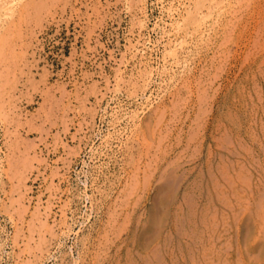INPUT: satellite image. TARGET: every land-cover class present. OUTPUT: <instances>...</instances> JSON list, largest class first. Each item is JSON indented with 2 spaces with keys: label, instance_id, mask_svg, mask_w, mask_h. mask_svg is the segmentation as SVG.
I'll return each instance as SVG.
<instances>
[{
  "label": "rangeland",
  "instance_id": "obj_1",
  "mask_svg": "<svg viewBox=\"0 0 264 264\" xmlns=\"http://www.w3.org/2000/svg\"><path fill=\"white\" fill-rule=\"evenodd\" d=\"M42 1L10 4L23 11L8 38L17 60L0 66V264H171L172 248L175 264H264V0ZM195 3L200 26L176 35ZM161 101L179 112H165L143 154L132 133ZM160 152L168 159L124 204L128 175L142 181Z\"/></svg>",
  "mask_w": 264,
  "mask_h": 264
},
{
  "label": "bare ground",
  "instance_id": "obj_2",
  "mask_svg": "<svg viewBox=\"0 0 264 264\" xmlns=\"http://www.w3.org/2000/svg\"><path fill=\"white\" fill-rule=\"evenodd\" d=\"M10 1V2H9ZM9 1H7V0H0V18H2L1 16H4L1 20H4V23L2 24V25H0V28L2 29V30H0V66H1V64L2 63H5L6 61H4L6 58H8V60H9V62H10V58L12 59V61H14L15 62V59L17 58L15 55H17V54H13L9 49L11 48V44H13L14 43V41H13V43H10V40L8 39L11 35H12V33H13V31L14 30H12L13 28H15L16 27V24H17V22H16V24L14 23V18L16 17L17 19H18V17H21V15H22V13H23V11H17V8L15 7V8H13V7H11L10 8V4L13 2V0H9ZM30 1H32V0H30ZM30 1H26L25 0V2H28V3H26L27 5H25L26 7L27 6H29L30 4H33L32 2H30ZM36 2H37V0H35ZM39 1H42V0H38V2ZM53 1H55V0H53ZM205 2H206V0H204ZM213 1V0H212ZM211 1V2H212ZM215 1V0H214ZM9 4H8V3ZM48 2V1H47ZM24 3V2H23ZM215 3V2H214ZM248 2H246V4H247ZM9 5V6H7V5ZM37 4H38V6H39V3H34L32 6H36L37 7ZM44 4V5H43ZM49 4V3H48ZM231 4V3H230ZM239 4V3H238ZM4 5H6L7 7H5V11H4V14H2L3 13V10H2V8H3V6ZM13 5V4H12ZM19 5H21V4H19ZM47 5V4H46ZM195 5H197L196 3H195ZM241 5V4H240ZM22 6V5H21ZM44 6H45V2H43L42 1V7L41 8H44ZM213 6V5H212ZM218 6V5H217ZM223 6V5H222ZM239 6V5H238ZM25 7V8H26ZM51 7V6H50ZM201 5H197V6H195L194 7V10H193V12H191V13H187L188 14V16H187V19H186V21L185 22H182V24L181 25H179L178 24V26L177 27H175L176 29H178V30H176V31H178V32H176V35L177 34H180V33H182L183 35H187L190 31H188V30H193L194 28H196V26L198 25V26H200L199 25V23H200V21H202L201 19H202V17H203V15L202 16H200V13H201V11H200V9H201ZM13 8V9H12ZM21 9H22V7H20ZM29 8V10H30V7H28ZM28 8H27V10H28ZM39 8H40V6H39ZM40 8V9H41ZM241 8H243V7H241ZM38 10L37 9V13H38V11H41V10ZM45 9V8H44ZM218 9V8H217ZM28 10V11H29ZM33 11H35L36 12V10H34V9H32ZM46 10V9H45ZM225 10V9H224ZM28 11H25L26 13H27V16H28ZM227 11V10H226ZM235 11V10H234ZM20 12V13H19ZM45 12V11H44ZM188 12H190V11H188ZM199 12V13H198ZM222 12V11H221ZM225 12V11H224ZM26 13H24L23 15H25ZM36 13V14H37ZM223 13V12H222ZM228 13V12H227ZM234 13V12H233ZM34 14V13H33ZM45 14V13H44ZM202 14V13H201ZM39 15H41L40 13H39ZM38 15V16H39ZM227 15V14H226ZM231 15V14H230ZM26 16V15H25ZM25 16H22V17H25ZM27 16H26V18H27ZM34 16H35V14H34ZM37 16V15H36ZM222 16V15H221ZM236 16V15H235ZM33 17V16H32ZM32 17H29L30 19L32 18ZM40 17V16H39ZM234 17V16H233ZM35 18V17H34ZM16 19V20H17ZM20 19H23V18H20ZM37 20V19H36ZM41 20V19H40ZM232 20V19H231ZM17 21H19V20H17ZM22 21V20H21ZM35 21V20H34ZM183 21V20H182ZM236 21V20H235ZM243 21V20H242ZM36 22V21H35ZM215 22V21H214ZM30 23V22H29ZM28 23V24H29ZM19 24V23H18ZM214 24V23H213ZM232 24V23H231ZM236 25V24H235ZM243 25V24H242ZM204 26V25H203ZM19 27L21 28V26L19 25ZM29 27V26H28ZM17 28V27H16ZM16 28H15V30H16ZM199 29H200V27H198ZM211 28H213V27H211ZM217 28V27H216ZM225 28V27H224ZM25 29H26V26H25ZM232 29V28H231ZM21 30V29H20ZM209 30V29H208ZM234 31V30H233ZM20 32H22V31H20ZM28 32V31H27ZM172 32V31H171ZM223 32H225V31H223ZM14 34L16 35V31H14ZM206 34V33H205ZM18 35V34H17ZM21 35H23V34H21ZM29 35V34H28ZM14 37V36H13ZM21 37V36H20ZM24 37V36H23ZM28 37V36H27ZM208 37V36H207ZM231 37V36H230ZM10 39H11V37H10ZM224 39H226V38H224ZM228 39V38H227ZM12 40V39H11ZM19 40V39H18ZM200 40V39H199ZM177 41H179V40H177ZM24 42V41H23ZM22 42V43H23ZM187 42V41H186ZM205 43V42H204ZM224 43V42H223ZM187 44V43H186ZM24 45V44H23ZM173 45V44H172ZM12 46H15V45H12ZM16 46H18V45H16ZM173 46H175V49L174 50H169V51H171L170 53H169V51H168V53H169V56L170 55H172L173 57H175V59H176V56L175 55H177L176 54V52H177V48L178 47H180V48H188L186 45H185V43H184V41H182V42H176ZM224 46V45H223ZM19 47V46H18ZM15 48V47H14ZM21 49V48H20ZM172 49H173V47H172ZM9 50V51H8ZM22 50V49H21ZM186 50V49H185ZM18 51V50H17ZM23 51V50H22ZM166 51V50H165ZM19 52V54L18 55H20L21 53H20V50L18 51ZM17 52V53H18ZM178 52H179V48H178ZM15 53V52H14ZM24 54V53H23ZM22 55V54H21ZM20 55V56H21ZM167 55V54H166ZM184 55H185V53H184ZM172 56H170V57H172ZM168 57V56H167ZM222 60H223V58H221ZM17 60V59H16ZM172 60V59H171ZM179 60V59H178ZM181 61V60H180ZM189 61V60H188ZM14 62H10L11 64H13ZM175 62H177V59H176V61ZM7 64H8V61L6 62ZM16 63H14V65H15ZM19 64V63H18ZM178 64V63H177ZM3 65V64H2ZM5 65V64H4ZM163 65V64H162ZM175 65H176V63H175ZM179 65V64H178ZM168 67V66H167ZM5 68V67H4ZM10 68V67H9ZM12 68H13V66H12ZM20 68V67H19ZM162 68V67H161ZM17 69V68H16ZM7 70V68L5 69V71ZM10 70V69H9ZM157 70V69H156ZM172 70V69H171ZM2 71H3V69L0 67V73H2ZM5 71H4V73H5ZM20 71H21V69H20ZM162 71V70H161ZM10 72H11V70H10ZM160 72V71H159ZM6 73H8V71L6 72ZM5 73V74H6ZM14 73V72H13ZM151 73V72H150ZM4 74V77H5V79H6V75ZM10 75H11V77H12V75L13 74H11V73H9ZM9 74H7V76L9 75ZM168 74V73H167ZM180 74H181V72H180ZM2 76H3V73L1 74ZM142 75V74H141ZM151 75V74H150ZM178 75V74H177ZM2 76H0V78H1V80H2V78L4 79V77H2ZM14 76V75H13ZM172 76V75H171ZM174 76V75H173ZM180 76V75H179ZM10 77V78H11ZM8 78V77H7ZM15 78V77H14ZM17 78V77H16ZM15 78V79H16ZM173 78V77H172ZM185 78H187V77H185ZM12 79V78H11ZM10 79V80H11ZM150 79V78H149ZM0 80V81H1ZM6 80H8V79H6ZM176 80H177V78H176ZM182 80V79H181ZM196 81V80H195ZM5 83V85L8 83V82H6L5 80L4 81H1L0 82V105H1V103H2V105L0 106V108L3 106V101L1 102V100L3 99V97H1V95H4L5 93H7V91H5L4 89V83ZM132 82V81H131ZM169 82V81H168ZM176 82V81H175ZM187 82H188V80H187ZM3 83V84H2ZM182 83H184V82H182ZM2 84V85H1ZM137 84V83H136ZM189 84V83H188ZM179 85V84H178ZM178 85H177V87H178ZM182 85V84H181ZM9 86H10V84H9ZM15 86V85H14ZM145 86V85H144ZM180 86V85H179ZM185 87V86H184ZM183 87V88H184ZM188 87V86H187ZM133 88V87H132ZM175 88V87H174ZM179 88V87H178ZM12 89V88H11ZM176 89V88H175ZM174 89V90H175ZM185 89V88H184ZM192 89V88H191ZM134 90V89H133ZM169 90V89H168ZM180 90V89H179ZM170 91V90H169ZM186 91H188V90H186ZM191 90H189V92H190ZM9 92V91H8ZM181 92H182V90H181ZM195 92L197 93V91L195 90ZM164 93V92H163ZM183 93H185V92H183ZM194 93V92H193ZM8 94V93H7ZM7 94H6V99H8V96H7ZM11 94V93H10ZM175 94H176V98L178 97V95L180 94L179 92H175ZM187 94V93H186ZM207 94V93H206ZM192 95V94H191ZM214 95V94H213ZM203 95L201 94V96H199V97H202ZM206 96V95H205ZM210 97V96H209ZM203 98H204V96H203ZM160 99V98H159ZM171 99H172V97H171ZM179 99V98H178ZM182 99V98H181ZM11 100V99H10ZM12 100H14V99H12ZM177 99H175V101H176ZM194 100V99H193ZM200 101H201V99H199ZM207 100V99H206ZM210 100V99H209ZM5 101H7V100H5ZM8 101H9V99H8ZM170 101V100H169ZM174 101V102H175ZM181 101V100H180ZM162 102V101H161ZM173 102V103H174ZM195 102V101H194ZM7 103V102H6ZM166 103V102H165ZM8 104V103H7ZM13 104V103H12ZM158 104V103H157ZM156 104V105H157ZM162 104V106H160V107H156V110H154V111H152L151 112V114H150V116L148 117H146V118H143V119H141V121H138V123H137V125L135 126L136 128L134 129V133H132V135L133 136H131V139H132V141H133V139L135 140V139H137V144H139L142 148H140L141 149V151L143 150V154L146 152V150H147V148H146V145H147V143H145V141L149 138H153V136L152 137H149L150 136V134H152V133H156V131H154L155 130V127H157L158 126V124H159V126H160V124H161V120H164L165 118H164V114H165V112H167V110H169L168 112L170 113V112H179V111H177V110H174V109H172V105H171V107L170 106H168V104L166 103V104H164L163 102L161 103ZM197 104H198V102H197ZM203 104V103H202ZM4 105H5V103H4ZM155 105V106H156ZM177 105V104H176ZM158 106V105H157ZM4 107H6V106H3V108L1 109V111L3 110H5L4 109ZM12 107V106H11ZM175 107H177V106H175ZM180 107V106H179ZM206 107V106H205ZM182 109V108H181ZM185 109V108H184ZM206 109V108H205ZM152 110V109H151ZM192 110V109H191ZM201 110V109H200ZM3 111H2V113H3ZM10 111H12V110H10ZM198 111V110H197ZM5 112V111H4ZM12 113V112H11ZM168 113V114H169ZM177 114V113H176ZM5 115H7V114H5ZM4 115V113H3V115H1V116H5ZM14 115V114H13ZM137 116V115H136ZM139 117V116H138ZM143 117H145V115L143 116ZM228 117V116H227ZM4 119H6V118H4ZM10 119V118H9ZM177 119V118H176ZM202 119V118H201ZM1 120H2V118H1ZM5 120H3L2 122H4ZM14 122L16 121V120H13ZM168 121V120H167ZM166 121V122H167ZM172 121V120H171ZM170 121V122H171ZM164 122H165V120H164ZM174 122V121H173ZM183 122V121H182ZM204 122V121H203ZM7 123V122H6ZM206 123V122H205ZM204 123V124H205ZM8 124V123H7ZM9 124H10V122H9ZM15 124V123H14ZM196 124V123H195ZM163 125V124H162ZM164 125L166 126V124L164 123ZM174 125V124H173ZM8 126V125H7ZM9 126H11V125H9ZM164 126V127H165ZM199 126V125H198ZM162 127V126H161ZM173 127V126H172ZM2 128V127H1ZM7 128V127H6ZM132 128V127H131ZM170 128V127H169ZM200 128V127H199ZM7 130V129H6ZM9 130V129H8ZM199 130V129H198ZM3 131V130H2ZM12 131V130H11ZM14 131V130H13ZM194 131V130H193ZM197 131V130H196ZM170 132H171V130H170ZM5 133H7V132H5ZM9 133V132H8ZM167 133V132H166ZM200 133V132H199ZM2 134H4L3 132H2ZM12 134V133H11ZM176 134V133H175ZM14 135V134H13ZM158 135V134H157ZM163 135V134H162ZM161 135V136H162ZM3 136H5V135H3ZM160 136V135H159ZM159 136H157V137H159ZM165 136H166V134H165ZM164 136V137H165ZM170 136V135H169ZM191 136V135H190ZM197 136V135H196ZM136 137V138H135ZM173 137V136H172ZM201 137V136H200ZM222 137V136H221ZM160 138H163V137H160ZM159 138V139H160ZM166 138H168V137H166ZM220 138V137H219ZM15 139H16V137H15ZM222 139H223V137H222ZM11 141H12V139H10ZM10 140H9V142H10ZM152 141V140H151ZM157 141V140H156ZM155 141V142H156ZM163 141V140H162ZM200 141V140H199ZM2 142V141H1ZM8 142V143H9ZM14 142V141H13ZM18 142V141H17ZM135 143H136V140L134 141ZM153 142V141H152ZM11 143V142H10ZM134 143V145L136 146V144ZM160 143V140H158V144ZM177 143V142H176ZM201 143V142H200ZM221 143V142H220ZM228 143V142H227ZM226 143V144H227ZM7 144V143H6ZM153 144V143H152ZM157 144V145H158ZM125 145V144H124ZM133 145V146H134ZM154 146V145H153ZM159 146V145H158ZM161 146V145H160ZM228 146H230V144L228 145ZM10 147H12V146H10ZM131 147V146H130ZM151 147V146H150ZM150 147H148L149 149H150ZM196 147V146H195ZM220 147V146H219ZM152 148V147H151ZM13 149V148H12ZM17 149V148H16ZM157 149V148H156ZM19 150V149H18ZM162 150V149H161ZM226 150V149H225ZM230 150V149H229ZM239 150H240V148H239ZM119 151V150H118ZM131 151V150H130ZM10 152V151H9ZM8 152V153H9ZM19 152V151H18ZM154 152H156V151H154ZM12 153V152H11ZM24 153V152H23ZM22 153V154H23ZM119 153V152H118ZM139 153V152H138ZM138 153H136V156H138L137 154ZM147 154H149V152L147 151L146 152ZM161 153V152H160ZM218 153V152H217ZM234 153V152H233ZM233 153H231V154H233ZM142 154V153H141ZM152 154V153H151ZM156 154H157V152H156ZM180 154V153H179ZM222 154V153H221ZM229 154V153H228ZM28 155V154H27ZM140 155V154H139ZM155 155V154H154ZM160 155H162L161 157H159V156H157L156 155V159L154 158V156L152 155L151 157H153V159H151V162H152V165H150V166H152V169H151V171L149 170L150 169V167L148 168V170L150 171V172H148V171H146V175H145V178H144V175H142L143 176V178L144 179H142V177H141V179H142V181H140L139 179H140V177L139 178H137V177H134V179L135 180H133V176L131 177L130 175H128V177L130 178L129 179V183H130V185H131V187H127V189H126V191H127V193L125 192L124 194H123V201L122 202H124V204L126 203V205H130L129 204V202L128 201H130L131 199H133V196H135V195H137V192L138 191H140L141 189H143L145 186H147L148 187V178H150V176H151V174H154V171L157 169V167L159 166V165H162V160L163 159H168L167 157H166V155L164 154V153H161ZM214 155V154H213ZM238 155V154H237ZM179 156V155H178ZM178 156H176V157H178ZM27 157V156H26ZM158 157V158H157ZM6 158H8V157H6ZM16 158H17V155H16ZM21 158H23V157H21ZM136 158V157H135ZM142 158V157H141ZM146 158V157H145ZM188 158V157H187ZM190 158H191V156H190ZM10 159V158H9ZM8 159V160H9ZM138 159V158H137ZM178 159H179V157H178ZM184 159V158H183ZM227 159V158H226ZM7 160V159H6ZM136 160V159H135ZM170 161H171V159H169ZM172 160H174V158L172 159ZM189 160V159H188ZM220 160H222V159H220ZM11 161H14L15 162V160L14 159H12ZM30 161V160H29ZM123 161V160H122ZM175 161V160H174ZM10 162V161H9ZM17 162V161H16ZM135 162V161H134ZM164 162V161H163ZM220 162V161H219ZM29 163V162H28ZM167 163V162H166ZM169 163V162H168ZM178 163V161L176 160L175 162H172L171 161V163H170V166L172 165V167H174L176 164ZM231 163V162H230ZM15 164H17V163H15ZM201 164V163H200ZM221 164V163H220ZM145 165V164H144ZM148 165V164H147ZM10 166V165H9ZM13 166V165H12ZM177 166H178V164H177ZM196 166V165H195ZM221 166H225V165H221ZM15 166H13V168H14ZM133 167V166H132ZM146 167V166H145ZM171 167V168H172ZM176 167V166H175ZM201 167V166H200ZM211 166H209L208 168H210ZM12 168V167H11ZM29 168V167H28ZM133 168H135V167H133ZM160 168V167H159ZM219 168V167H218ZM225 169H226V167H224ZM239 168V167H238ZM9 169V168H8ZM18 169V168H17ZM128 169V168H127ZM136 169V168H135ZM160 169H162V168H160ZM165 169V168H164ZM174 169V168H173ZM210 169H213V168H210ZM216 169V168H215ZM214 169V170H215ZM220 169V168H219ZM221 169H223V167L221 168ZM1 170V169H0ZM11 170V169H10ZM131 170V169H130ZM134 170V169H133ZM172 170V169H171ZM175 170V169H174ZM177 170V169H176ZM182 170V169H181ZM217 170V169H216ZM240 170H242V169H240ZM240 170H239V172H240ZM245 170V169H244ZM3 171H5V169H3ZM8 171V170H7ZM15 171V170H14ZM25 171V170H24ZM27 171V170H26ZM95 171V170H94ZM128 171H129V169H128ZM164 171H166V170H164ZM170 171V170H169ZM173 171V170H172ZM180 171V170H179ZM222 171L223 170H219V172H221L222 173ZM225 171V170H224ZM243 171V170H242ZM12 172V171H11ZM167 172V171H166ZM190 172V171H189ZM188 172V173H189ZM6 173V172H5ZM9 173V172H8ZM21 173H23V172H21ZM127 174H128V172H126ZM132 173H133V175L134 174H136L137 172H133L132 171ZM145 173V172H144ZM200 173V172H199ZM216 173V172H215ZM225 173H226V171H225ZM229 173V172H228ZM227 173V174H228ZM25 174V173H24ZM158 174V173H157ZM177 174V173H176ZM217 174V173H216ZM219 174V173H218ZM95 175H97V174H95ZM126 175V174H125ZM161 175H164V173L162 174L161 173ZM181 175V174H180ZM231 175V174H230ZM239 175H242V174H240L239 173ZM249 175V174H248ZM138 176V175H137ZM169 176V175H168ZM182 176V175H181ZM185 176V175H184ZM183 176V177H184ZM238 176V175H237ZM245 176V175H244ZM23 177V176H22ZM89 177V176H88ZM126 177V176H125ZM161 177H163V176H161ZM160 177V178H161ZM215 177V176H214ZM238 177H240V176H238ZM241 177H243V176H241ZM246 177V176H245ZM9 178V177H8ZM123 178V177H122ZM131 178H132V180H131ZM138 180H137V179ZM185 178V177H184ZM183 178V179H184ZM212 176H211V180H212ZM220 178V177H219ZM226 178H228V177H226ZM89 179V178H88ZM198 179V178H197ZM247 179V178H246ZM207 180V179H206ZM209 180V179H208ZM214 180H216V179H214ZM84 181H85V179H84ZM106 181V180H105ZM194 181V180H193ZM224 181H225V179H224ZM230 181H231V179H230ZM229 181V182H230ZM241 181H243L244 182V180H238L237 182H239V184L241 183ZM263 181V180H262ZM12 182V181H11ZM119 182V181H118ZM206 182V181H205ZM212 182H214L213 180H212ZM232 182H234V181H232ZM231 182V185L233 184ZM258 182V181H257ZM123 183V182H122ZM193 183V182H192ZM215 183H217V182H215ZM224 183V182H223ZM85 184V183H84ZM91 184V183H90ZM120 184V183H119ZM179 184V183H178ZM205 184V183H204ZM222 184V183H221ZM226 184V183H225ZM235 184V183H234ZM243 183H241L240 185H242ZM245 184H247V182L245 183ZM121 185H123V184H121ZM210 185V184H209ZM244 185V184H243ZM207 186V185H206ZM101 187V186H100ZM189 187V186H188ZM196 187V186H195ZM201 187V186H200ZM213 188V186H212V183H211V186H210V188ZM219 187V186H218ZM240 187V186H239ZM242 187V186H241ZM245 187V186H244ZM247 187V186H246ZM85 188V187H84ZM123 188V187H122ZM126 188V187H125ZM173 188V187H172ZM190 188V187H189ZM221 188V187H220ZM222 188H223V186H222ZM229 188V187H228ZM124 189V188H123ZM197 189V188H196ZM204 189V191H205V188H203ZM235 189V188H234ZM85 190V189H84ZM120 190V189H119ZM200 191H201V189H199ZM199 190H198V192H199ZM210 190V189H209ZM222 190V189H221ZM226 190V189H225ZM224 190V191H225ZM249 190V189H248ZM123 191V190H122ZM213 191V190H212ZM244 191V190H243ZM251 191V190H250ZM118 192V191H117ZM142 192H143V190H142ZM186 192H187V190H186ZM195 192V191H194ZM206 192V191H205ZM209 192V191H208ZM214 192V191H213ZM260 192V191H259ZM215 193V192H214ZM249 193V192H248ZM195 194H199V193H195ZM229 194H230V192H229ZM87 195V194H86ZM117 195V194H116ZM119 195H120V193H119ZM208 195V198H209V194H207ZM260 195V194H259ZM259 195H258V197H259ZM139 196H141V194L139 195ZM169 196V195H168ZM174 196H175V194H174ZM183 196V195H182ZM204 197H206V195H203ZM215 196H216V198L217 199H221L222 201L224 200L223 198H222V193L221 192H218L217 191V193L215 194ZM262 196V195H261ZM89 197H90V195H89ZM136 197V196H135ZM134 197V199L136 200V198ZM161 197V196H160ZM199 197V196H198ZM212 197V196H211ZM257 197V198H258ZM80 198H81V196H80ZM86 198V197H85ZM88 198V197H87ZM117 198V197H116ZM140 198V197H139ZM138 198V199H139ZM172 198H174L173 196H172ZM207 198V197H206ZM205 198V199H206ZM232 198V197H231ZM263 198V197H262ZM113 199V198H112ZM130 199V200H129ZM175 199L176 198H174L173 199V201H172V204L171 205H176L175 204ZM187 199V198H186ZM201 199V198H200ZM228 199V198H227ZM226 199V200H227ZM245 199V198H244ZM114 200V199H113ZM122 200V199H121ZM121 200H120V202H121ZM134 200V201H135ZM169 200V199H168ZM184 200H185V198H184ZM215 200V199H214ZM84 201H85V199H84ZM132 202L131 203H133V200H131ZM206 201V200H205ZM220 201V200H219ZM239 201V200H238ZM262 201V200H261ZM107 202V203H106ZM106 204H108V202L109 201H107L106 200ZM119 202V203H120ZM162 202V201H161ZM178 202V201H177ZM247 202V201H246ZM89 203V202H88ZM112 203H113V201H112ZM115 203V202H114ZM137 203V202H136ZM189 203V202H188ZM193 203V202H192ZM83 204V203H82ZM105 204V205H106ZM162 204H164L163 202H162ZM184 204V203H183ZM195 204V203H194ZM209 204V203H208ZM237 204H239V203H237ZM260 204H261V202H260ZM179 205V204H178ZM205 205H207V204H205ZM245 205V204H244ZM108 206V205H107ZM112 205L111 204H109V206L108 207H111ZM115 206V205H114ZM114 206H113V208H114ZM125 206V205H124ZM214 206V205H213ZM231 206V205H230ZM108 207H107V209H108ZM115 207H117V206H115ZM122 207V206H121ZM126 207V206H125ZM212 207V206H211ZM223 207H226V206H224V202H223ZM260 207V206H259ZM233 208V207H232ZM231 208V209H232ZM261 208V207H260ZM91 209V208H90ZM107 209H106V211H107ZM111 209V208H110ZM166 209V208H165ZM172 209H175V208H172ZM190 209H191V207H190ZM209 209V208H208ZM189 210V209H188ZM194 210V209H193ZM258 210V209H257ZM120 211V210H119ZM122 211V210H121ZM163 211H164V209H163ZM213 211V210H212ZM215 211V210H214ZM105 212V211H104ZM116 212V211H115ZM176 212V211H175ZM192 212V211H191ZM201 217H202V220L205 218V214L208 212H206V209H205V207L204 206H202V209H201ZM226 212V211H225ZM13 213V212H12ZM16 213V212H15ZM108 213H110V212H108ZM112 213H114L113 211H112ZM180 213H182V212H180ZM222 213V212H221ZM224 213V212H223ZM230 213V212H229ZM121 214V213H120ZM119 214V215H120ZM155 214H157V213H155ZM192 214H194V213H192ZM112 215V214H111ZM126 215V214H125ZM124 215V216H125ZM171 215V214H170ZM169 215V216H170ZM175 215V214H174ZM189 215V214H188ZM227 215V214H226ZM231 215V214H230ZM116 216H117V213H116ZM156 216V215H155ZM154 216V217H155ZM166 215H163V218L165 217ZM180 217H181V215H179ZM219 216V215H218ZM149 217H152V214L149 216ZM175 217H176V215H175ZM208 217V216H207ZM34 219H35V217H33ZM36 218L38 219V217L36 216ZM113 218V217H112ZM188 218V217H187ZM191 218V217H190ZM190 218H188L189 220H187L186 219V221H185V223L184 222H182L183 223V225L182 226H185L182 230H183V232L185 231V234H190V225H189V222L191 223V220H190ZM110 219V218H109ZM151 219V218H150ZM179 219V218H178ZM206 219V218H205ZM209 219V218H208ZM212 219V218H211ZM151 220H153V218L151 219ZM156 220V219H155ZM170 220H172L173 221V225L171 224L170 225V221L168 222V223H165V224H168V226H167V229H173V227H175V222L176 221H174L173 220V218H171ZM181 220V219H180ZM214 220V219H213ZM215 220H216V217H215ZM107 221H109L108 219H107ZM113 221H114V218H113ZM165 221V220H164ZM163 221V222H164ZM179 221V220H178ZM182 221H183V219H182ZM224 221V220H223ZM38 222V221H37ZM40 222V221H39ZM100 222V221H99ZM155 224V222H154V220L153 221H150L149 222V224H148V226H149V228L151 229V227H153V226H155V225H153V223ZM160 222V221H159ZM199 222H202L203 223V221H200L199 220ZM205 222V221H204ZM212 222V221H211ZM263 222V221H262ZM29 223V222H28ZM41 223V222H40ZM43 223H46V222H43ZM152 223V224H151ZM216 223V222H215ZM214 223V224H215ZM39 224V223H38ZM102 224V223H101ZM112 224H114V223H112ZM164 224V223H163ZM177 224V223H176ZM192 224V223H191ZM205 224V223H204ZM218 224V223H217ZM40 225V224H39ZM203 225V224H202ZM211 225V224H210ZM223 225V224H222ZM111 226V225H110ZM120 226V225H119ZM179 226V225H178ZM192 226V225H191ZM195 226V225H194ZM227 226V225H226ZM263 226V225H262ZM43 227V226H42ZM47 227V226H46ZM109 227V226H108ZM27 228H30V227H27ZM37 228V227H36ZM52 227H50V229H51ZM103 228V227H102ZM111 228V227H110ZM116 228V227H115ZM159 228H161V227H159ZM192 228V227H191ZM211 228V227H210ZM209 228V229H210ZM213 228V227H212ZM261 228V227H260ZM42 229V228H41ZM45 229V228H44ZM47 229V228H46ZM145 229H146V227H145ZM33 230H34V228H33ZM103 230V229H102ZM108 230H109V228H108ZM143 230V229H142ZM192 230V229H191ZM201 230V229H200ZM44 232H46L45 230H43ZM223 231V230H222ZM260 231V230H259ZM31 232H32V230H31ZM105 233H106V231H104ZM109 232V231H108ZM154 232H157V231H154ZM178 232V231H177ZM201 233H202V231H200ZM48 233H49V231H48ZM99 233V232H98ZM114 233V232H113ZM211 233V232H210ZM31 234H33V233H31ZM38 234H40V233H38ZM91 234V233H90ZM97 234V233H96ZM115 234V233H114ZM140 234V233H139ZM143 234V233H142ZM168 234V233H167ZM170 234V233H169ZM207 234V233H206ZM257 234H258V232H257ZM37 235V234H36ZM97 235H101L102 236V233H99V234H97ZM117 235V234H116ZM148 235V234H147ZM151 235V234H150ZM190 235H192V234H190ZM32 236V235H31ZM38 236V235H37ZM100 236V238H102ZM108 236V235H107ZM189 236V235H188ZM193 236V235H192ZM203 236V235H202ZM43 237V236H42ZM90 237V236H89ZM99 237V236H98ZM98 237H97V240H99L98 239ZM115 237V236H114ZM150 238H152V237H150ZM149 238V239H150ZM154 238V237H153ZM165 238V237H164ZM207 238V237H206ZM198 240H200L199 238H197ZM209 239V238H208ZM212 239V238H211ZM219 239V238H218ZM37 240H39V239H37ZM43 240H44V237H43ZM93 240H94V238H93ZM103 240H104V238H103ZM110 240V239H109ZM167 240H168V238H167ZM101 241H102V239H101ZM150 241V240H149ZM148 241V242H149ZM103 242H105V241H103ZM142 242V241H141ZM148 242H147V244H148ZM207 242V241H206ZM40 243V242H39ZM38 243V244H39ZM44 243V242H43ZM42 243V244H43ZM46 243V242H45ZM93 243H95V242H93ZM99 244H98V247H99V245H100V241L98 242ZM162 243V242H161ZM189 243V242H188ZM47 244V243H46ZM46 244H43V245H46ZM102 244V243H101ZM95 245H96V243H95ZM157 245V244H156ZM167 245V244H166ZM189 245V244H188ZM39 246H41V245H39ZM104 246H106V245H104ZM141 246H143V245H141ZM173 246V245H172ZM171 246V247H172ZM208 246V245H207ZM210 246V245H209ZM213 246V245H212ZM108 247V246H107ZM139 247V246H138ZM146 247V246H145ZM159 247V246H158ZM165 247H167V246H165ZM185 247V246H184ZM38 248V247H37ZM44 248H45V246H44ZM144 248V247H143ZM153 248V247H152ZM100 249H102V248H100ZM103 249H105L104 247H103ZM108 249V248H107ZM146 249V248H145ZM205 249H206V247H205ZM208 249V248H207ZM228 249V248H227ZM39 250H40V248H39ZM96 250H97V248H96ZM99 250V249H98ZM171 249H169V251H170ZM172 250H173V248H172ZM172 250H171V254L169 253V251L168 252H166V250H164L167 254H169V256L167 255V257H169V261L170 262H172L173 263V253H172ZM176 250V249H175ZM99 251H101V250H99ZM149 251V250H148ZM157 251V250H156ZM164 251H162V252H164ZM187 251V250H186ZM185 251V252H186ZM202 251H203V249H202ZM206 251V250H205ZM224 252H225V249L223 250ZM98 252V251H97ZM102 252H104V250L102 251ZM150 252V251H149ZM179 252V251H178ZM213 252V251H212ZM227 252V251H226ZM226 252H225V254H226ZM105 253V252H104ZM104 253L102 254V256L104 255ZM156 253V252H155ZM246 253V252H245ZM97 254V253H96ZM137 254V253H136ZM146 254V253H145ZM203 254V253H202ZM139 255V254H138ZM151 255H153V254H151ZM157 255V254H156ZM175 255V254H174ZM255 255V254H254ZM96 256V255H95ZM98 256V255H97ZM96 256V257H97ZM102 256H100L99 258L101 259V257ZM154 256V255H153ZM206 256H209V255H206ZM211 256V255H210ZM215 256V255H214ZM149 257V256H148ZM204 257V256H203ZM103 259H104V257H102ZM139 258V257H138ZM159 258V257H158ZM164 259V261H165V258H166V255L165 254H163V255H160V259H158L159 261L161 260V259ZM192 258V257H191ZM222 258H224L223 256H222ZM99 259V260H100ZM154 259V258H153ZM172 259V260H171ZM175 259V258H174ZM201 259V258H200ZM206 259H207V257H206ZM211 259V258H210ZM196 260V259H195ZM208 260V259H207ZM97 261H98V259H97ZM149 261V260H148ZM147 261V262H148ZM194 261V260H193ZM220 261H221V259H220ZM253 261V260H252ZM128 262V261H127ZM134 262V261H133ZM141 262V261H140ZM235 262V261H234ZM238 262V261H237ZM240 262V261H239ZM129 263V262H128ZM143 263V262H142ZM150 263H152V262H150ZM171 263V264H172ZM197 263V262H196ZM195 263V264H196ZM213 262H211V264H212ZM144 264H148V263H145L144 262ZM154 264V263H153ZM164 264V263H163ZM173 264H175V263H173ZM204 264V263H203Z\"/></svg>",
  "mask_w": 264,
  "mask_h": 264
}]
</instances>
